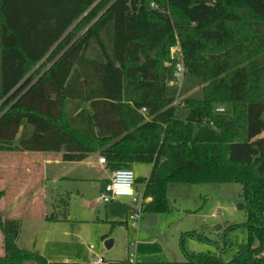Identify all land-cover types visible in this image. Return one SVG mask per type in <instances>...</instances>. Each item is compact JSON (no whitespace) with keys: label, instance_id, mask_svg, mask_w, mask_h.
<instances>
[{"label":"trees","instance_id":"1","mask_svg":"<svg viewBox=\"0 0 264 264\" xmlns=\"http://www.w3.org/2000/svg\"><path fill=\"white\" fill-rule=\"evenodd\" d=\"M22 1L0 0V152L63 162L96 153L110 172L151 165L144 214L170 210V185L240 184L247 243L229 262L192 253L174 264H264V0H154L174 20L151 0H69L64 11L60 0ZM175 33L185 77L207 84L184 100L185 120L175 117L174 66L162 62ZM216 103L233 114H215ZM55 208L47 220L67 217L65 200ZM20 228L0 215V264H48L17 246Z\"/></svg>","mask_w":264,"mask_h":264},{"label":"rangeland","instance_id":"2","mask_svg":"<svg viewBox=\"0 0 264 264\" xmlns=\"http://www.w3.org/2000/svg\"><path fill=\"white\" fill-rule=\"evenodd\" d=\"M153 2L154 0L150 1L151 9L164 10L162 6L164 3H159V5L154 3V7H152ZM165 10L172 20L179 19L167 7ZM174 38L179 42L176 33ZM169 61L168 51L162 60L164 67ZM206 85L188 76L184 78L181 86L172 85L177 87L174 101V106L177 107L175 112L177 119L185 120L188 117L189 111L185 108L184 100L191 97L201 98ZM213 106L224 107L225 115L233 114L230 104L216 103ZM73 110V106H68L66 115L70 116ZM22 131L27 132L29 129H21L20 133ZM19 135L15 138V144L19 141ZM9 154L0 153V159L6 161L7 158V162L20 163L22 166L25 161L24 154ZM130 168L137 179L136 188L141 193L145 186L144 180L149 176L150 167L149 165H136ZM48 169L52 175L65 172L63 167L56 164L49 166ZM27 176L24 170L14 179L12 176H8V184L18 186L21 181L28 180ZM3 183L7 184L0 179V188L4 186ZM84 186L83 183L57 179L49 181L45 185V189L43 185H40L34 190V194L38 195L44 189V196L40 198L41 201L44 200L48 214L53 209L52 196L57 193L65 195L68 193V218L76 221L75 224L69 226L71 234L74 231L75 237L63 240L57 236L54 240L56 243L61 242V245L58 247L56 245L54 251L50 249L43 251L47 256L51 257L53 254L62 260L70 259L74 261L71 264H92L97 257L103 258L104 261L129 260L133 264H174L185 261L187 254L194 253L214 255L223 262H229L239 248L247 243V229L244 227L247 212L245 204L242 202V186L240 184L170 185L167 188L170 210L167 213L158 214L157 221L152 226L145 225V214L143 219L136 222L128 219L129 213L133 212L132 207L128 204L129 199L120 198L108 205L95 204L94 200L98 196V190L90 183L86 185L84 195L77 196V187ZM31 196V194L27 195L23 202L20 200L17 204L20 205L25 201L29 203L30 200L33 202ZM11 202L13 206L16 203L13 199ZM31 202L30 205L36 204L37 208L40 205V203L31 204ZM239 204H243L242 210L238 209ZM37 208L35 209L37 210ZM21 215L19 222L22 223L23 230L19 245L25 246L24 249L28 251H33L34 245L40 248L44 232L35 236L28 226L30 220L25 213H21ZM189 233H194L197 236L189 235ZM104 235L108 237L102 238ZM107 241L113 243L109 249L105 246ZM254 245H257L256 241ZM262 257L264 258V253ZM25 264L34 263L30 261Z\"/></svg>","mask_w":264,"mask_h":264},{"label":"crops","instance_id":"3","mask_svg":"<svg viewBox=\"0 0 264 264\" xmlns=\"http://www.w3.org/2000/svg\"><path fill=\"white\" fill-rule=\"evenodd\" d=\"M76 1L77 0L73 2L74 6H75ZM22 2H23L22 0H16L17 5H22ZM60 2H61L59 6L60 10L62 11L66 10L67 7L69 6V0H60ZM42 62L43 61H41L31 71V74L42 64ZM52 63L53 62L49 63L44 71H46ZM44 71H42L39 74V76L42 75ZM0 153L24 154L23 156L25 157L24 158L25 161H23L22 166L20 163L7 162V158H6V161L3 159H0V179L2 181L7 182V184L3 183L4 186L3 187L1 186L0 188V192H2L3 194L0 198L1 217L3 219L19 221L21 219L20 217H22L21 213H25L28 220H30V222L28 223V226L33 231V234L35 236H38L42 231L44 232L42 240H41V247L39 248V246L34 245L33 251H30V252H33L39 256L40 255L44 256L43 258L47 261L48 264H71L73 263L74 261H71L70 259L62 260L61 258H58V256L56 257L53 256V254L51 257H49L43 252V251H47L48 249H50L51 251H54L53 249L56 245L57 247L58 245H61V242L60 243L55 242L57 236H60L63 240L70 238V237L72 238L75 237L74 231L72 232L73 234H71L70 232L71 230L69 228L70 225L76 223L75 220L68 218L69 216L68 196L69 195L68 193L66 195L57 193L54 196H52V208L53 209L51 213L57 211V208H55L56 202L60 200H65L67 202V217L65 219L60 218L59 220H56V221L47 220V217L51 213L50 214L47 213L45 202L44 200L41 201L40 197L44 196L45 185L49 181L57 180V179H64V180L76 182V183H83L85 185L84 187H77L76 189L77 196L84 195V193L86 192V185H88V183L97 187L98 195H99L101 189L104 187L105 183L107 182L110 176V171L106 169L105 165H101L98 163L99 157L96 153L89 155L86 159L80 162H63L61 160V156H62L61 153H42V152H33V153L0 152ZM9 155H12V154H9ZM3 161L5 162L3 163ZM55 164L59 167H63L65 169V172L59 173L58 175H52L48 167L55 165ZM138 165H146V164H138ZM149 167H150V172H151L152 166L149 165ZM23 170L25 171V174L28 175L27 176L28 180L26 179V180L21 181L18 186H13L14 184L10 186L8 184L9 182L8 176L10 177L12 176L13 177L12 179H14ZM40 185H43L44 189L41 190L40 194L35 195L34 190ZM136 191L140 193L137 190V188H136ZM9 193H10V196H8ZM30 194L32 195L31 198L33 200V202H31L30 200L31 204H34L35 202L40 203V205H38V208L35 206L36 204L32 206L30 205V202L28 203L27 201H25L24 203H21L20 205L17 204L20 202V200L23 202V200H25L24 198H26L27 195H30ZM61 196H63V198H61ZM38 197L39 199H37ZM122 198L129 199L128 204L132 207L131 203H132L133 198L121 197V199ZM11 199H13L16 202L14 206L11 204L12 203ZM95 204L104 205V204H98L96 202ZM4 208H5V211H4ZM35 208H37V210ZM58 210L61 212L63 211V209H58ZM22 230H23V225L21 223L20 233H19L16 243L20 249L26 250L24 249L25 246L22 247L19 245L20 240L22 238ZM103 237L107 238L108 236L104 235L102 236V238ZM3 246H4V236L0 229V257L3 256ZM28 262L30 261H25L23 264L28 263Z\"/></svg>","mask_w":264,"mask_h":264},{"label":"built area","instance_id":"4","mask_svg":"<svg viewBox=\"0 0 264 264\" xmlns=\"http://www.w3.org/2000/svg\"><path fill=\"white\" fill-rule=\"evenodd\" d=\"M130 2V0H129ZM154 7V2L151 5ZM170 61L166 63L169 67L173 65V80L169 83L170 86L178 85L181 86L184 82L186 68L183 60V52L181 45L178 41L171 44L168 48ZM141 113L145 114L146 110L141 109ZM214 113L217 115H225L226 110L222 106L214 107ZM212 126V124H210ZM98 163L105 165L106 161L103 158L98 159ZM136 177L132 169L123 168L117 169L110 172V176L105 183L104 187L101 189L95 202L98 204H109L118 198L128 197L133 198L135 195L139 194V200L137 206L132 207L133 212L129 213L128 219L132 222L143 219V191L138 193L136 191ZM93 249V247H91ZM92 264H104V260L101 257H97Z\"/></svg>","mask_w":264,"mask_h":264},{"label":"water","instance_id":"5","mask_svg":"<svg viewBox=\"0 0 264 264\" xmlns=\"http://www.w3.org/2000/svg\"><path fill=\"white\" fill-rule=\"evenodd\" d=\"M197 1H200V0H197ZM209 1H215V0H209ZM139 196L140 195L137 194V195H135V197H133V200H132V203H131L132 207L137 206V202L139 200ZM238 209L242 210L243 209V204H239L238 205ZM144 220H145V225L146 226H152L157 221V215H155V214H145ZM112 244H113L112 241H107L105 243V246H106L107 249H109V248H111Z\"/></svg>","mask_w":264,"mask_h":264}]
</instances>
